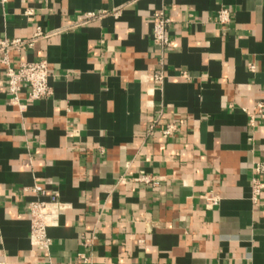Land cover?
Wrapping results in <instances>:
<instances>
[{"label":"crops","instance_id":"1","mask_svg":"<svg viewBox=\"0 0 264 264\" xmlns=\"http://www.w3.org/2000/svg\"><path fill=\"white\" fill-rule=\"evenodd\" d=\"M38 32L10 59L46 60L49 97L12 103L0 54V264H264V0H0V43ZM52 196L70 208L41 250L28 205Z\"/></svg>","mask_w":264,"mask_h":264},{"label":"built area","instance_id":"2","mask_svg":"<svg viewBox=\"0 0 264 264\" xmlns=\"http://www.w3.org/2000/svg\"><path fill=\"white\" fill-rule=\"evenodd\" d=\"M27 14H31L29 11ZM99 15L96 13H87L88 20L97 18ZM216 19L219 23L229 24L233 20V16L230 10L222 9L219 11ZM172 19L166 9L155 12L153 19V44L160 50L165 51L172 45V39L169 31ZM42 36L41 32H38L33 39H12L4 40L0 43V54L2 55V64L5 67L6 75V87L11 94V102L19 104L21 99V93L27 87V101L33 102L44 97H49L52 94V87L50 85V78L52 73L49 68V64L46 60H36L31 62H21L18 65H14L10 59V53L13 50L20 49L24 46H32L35 39ZM254 66H251L253 69ZM149 78H152L157 83H162L165 75L163 73H154ZM262 103H259L255 107V111L263 115ZM253 123V119H252ZM157 122L154 121L148 129L149 135H153L157 131ZM178 125L175 122H171L163 125L160 128V132L166 136H172L176 134ZM253 178H252V192L253 199L256 201L264 193V181L261 176L264 175V162H256L253 165ZM136 181L145 185L155 186L159 183L160 178L154 175H149L142 172L136 179ZM33 192L37 197L45 194L43 187L35 185ZM207 207H213L219 204L221 197L212 193L204 195ZM70 208V204L60 201L56 196H52L49 200H43L38 198L32 201L28 205L30 219H31V231L30 240L33 246L41 250H49L52 239L48 235V229L59 225L60 217L66 213ZM94 238L86 240L87 246L93 245ZM81 258H86L85 255L80 254Z\"/></svg>","mask_w":264,"mask_h":264}]
</instances>
